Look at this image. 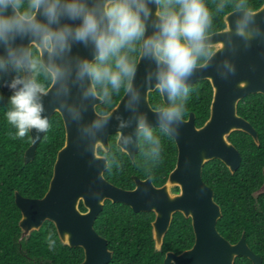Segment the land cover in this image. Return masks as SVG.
Listing matches in <instances>:
<instances>
[{
  "label": "clouds",
  "instance_id": "1",
  "mask_svg": "<svg viewBox=\"0 0 264 264\" xmlns=\"http://www.w3.org/2000/svg\"><path fill=\"white\" fill-rule=\"evenodd\" d=\"M0 0V108L14 137L39 136L50 126L48 107L75 125L74 146L83 152L106 126L110 112L85 120L88 101L110 104L123 91L134 136L121 134L122 147L138 142L144 155L159 159L162 137L180 135L197 72L214 67L226 78L236 64L224 57L210 63L217 45L210 40L214 16L226 19L227 43L233 53L264 43V17L252 0ZM231 19L225 16V10ZM82 45L87 53L75 46ZM75 48V50H74ZM154 64L145 83L167 102L155 105L156 126L139 110L134 86L140 58ZM253 65V70H255ZM83 142V143H82ZM111 160L106 166L111 167ZM97 200L99 193L93 194ZM49 248L56 240L49 233Z\"/></svg>",
  "mask_w": 264,
  "mask_h": 264
},
{
  "label": "water",
  "instance_id": "2",
  "mask_svg": "<svg viewBox=\"0 0 264 264\" xmlns=\"http://www.w3.org/2000/svg\"><path fill=\"white\" fill-rule=\"evenodd\" d=\"M259 8V16L264 17V3ZM225 16L231 19L228 13ZM225 27L210 33L209 38L217 48H214L215 55L209 62L215 65L227 56L236 64V72L224 78L217 75L214 67H209L190 78L191 85L202 79L211 82L213 98L210 116L200 127L196 124L194 112L184 118L180 135L174 137L178 147L177 162L162 186H156L151 178L133 176L135 187L126 189L113 184L105 176L108 159L99 153V147L108 152L112 134H118V137L121 134L134 136L135 121L121 128L117 119L118 115L124 119L131 116L124 107V95L109 111L111 115L108 123L94 138L93 149L83 153L69 139L77 135L75 125L67 121L64 114L53 111L46 104L49 119L56 112L62 115L66 131L65 143L57 153L49 188L43 197L30 198L19 191L15 192L16 204L22 212L19 221L22 238L50 220L55 224L63 243L84 249L85 257L77 264H107L112 258V251L107 239L96 231L94 223L105 202L111 200L125 203L137 212L155 213L152 225L157 249L162 247L176 212L191 218L195 233L193 246L179 254L168 251L166 264H235L238 256L248 257L253 264H263L262 257L250 248L244 234L236 243H232L219 232L217 224L222 217V210L214 198V190L203 180V168L209 160L220 159L231 172L240 166L242 153L228 138L233 131H245L259 143L255 127L238 113V103L248 94H264V43L254 42L247 50L241 46L233 53L227 43ZM75 47L87 53L82 45ZM253 65L256 66L255 70ZM151 68H154L152 62L140 58L133 83L141 92L139 110L148 114L155 127V113L150 102V93L155 91L154 81L153 86L145 83L146 70ZM163 99L166 103V97ZM87 103L85 120H91L99 112L97 106L102 102L96 99ZM46 131L38 137L30 132L32 142L25 151L26 162L35 156ZM117 144L134 160L139 150L138 142L125 148L117 138ZM175 186L180 188L178 192L172 190ZM260 191H264V183ZM95 193H99L102 199L94 198ZM81 203L86 210L80 208Z\"/></svg>",
  "mask_w": 264,
  "mask_h": 264
},
{
  "label": "trees",
  "instance_id": "3",
  "mask_svg": "<svg viewBox=\"0 0 264 264\" xmlns=\"http://www.w3.org/2000/svg\"><path fill=\"white\" fill-rule=\"evenodd\" d=\"M259 7L264 0H252ZM209 6L213 7L212 0ZM230 10H225V15ZM210 33L226 26L224 16H214ZM214 50V49H213ZM194 91L187 102L184 118L195 113L197 126H202L210 116L213 87L208 79L192 85ZM124 95L114 94L110 104L101 103L99 112H109ZM164 102L155 91L150 93V102L155 105ZM0 108V264H77L85 257L84 249L72 247L61 241L55 224L46 220L40 229L33 230L22 238L19 221L21 209L15 201V192L30 198L43 197L53 175L58 151L65 143L66 131L62 115L54 113L51 126L39 142L32 160L25 161V151L32 142L31 133L24 137H14L15 130L9 125ZM238 113L255 127L259 143L247 132L236 130L229 140L241 151L240 166L231 172L220 159L205 163L203 180L214 190V198L220 205L222 217L217 227L230 242L236 243L245 235L250 248L260 255L264 264V94L251 93L238 103ZM118 134L110 136L108 152L99 147V153L111 160V167L105 171L106 178L113 184L132 189L133 176L151 178L156 186L166 183L178 157L177 141L162 137V153L159 159L144 155L140 148L134 160L117 144ZM178 192L180 188H172ZM82 210H86L83 203ZM153 211H135L131 206L107 200L94 223L96 231L105 237L112 251L107 264H166L168 251L176 254L191 248L195 233L191 218L176 212L164 236L160 249L156 248L153 235ZM52 234L56 244L49 248L47 237ZM174 264V263H172ZM235 264H253L251 259L238 256Z\"/></svg>",
  "mask_w": 264,
  "mask_h": 264
}]
</instances>
